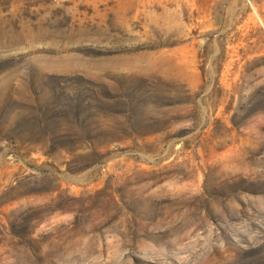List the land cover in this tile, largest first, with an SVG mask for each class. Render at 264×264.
I'll list each match as a JSON object with an SVG mask.
<instances>
[{"label": "rangeland", "instance_id": "374dc122", "mask_svg": "<svg viewBox=\"0 0 264 264\" xmlns=\"http://www.w3.org/2000/svg\"><path fill=\"white\" fill-rule=\"evenodd\" d=\"M0 264H264V0H0Z\"/></svg>", "mask_w": 264, "mask_h": 264}]
</instances>
